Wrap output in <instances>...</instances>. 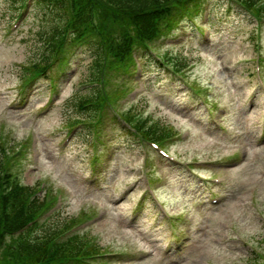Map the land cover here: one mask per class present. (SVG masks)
Wrapping results in <instances>:
<instances>
[{
  "label": "rangeland",
  "instance_id": "obj_1",
  "mask_svg": "<svg viewBox=\"0 0 264 264\" xmlns=\"http://www.w3.org/2000/svg\"><path fill=\"white\" fill-rule=\"evenodd\" d=\"M20 2L0 0V148L2 145L17 148L33 136L39 150L35 151L34 166L25 165V159L20 168L14 165V170L24 185L37 188L45 181L46 190L52 188L64 193L63 208L50 219L49 225H68L82 213L94 215L88 230L100 246L109 252H128L138 257L124 264H261L264 256V139L261 140L264 88L258 85L254 71L260 57L258 51L264 55V32H260L258 39L252 34L250 24L233 12L227 15L225 1L216 0L211 13L206 11L204 16L205 25H209V40L190 37L185 43L178 42L176 47H169L171 41H168L160 50L161 55L174 57L181 66L191 67L187 80L203 92L208 90L213 108H226L228 134L212 127L216 118L210 123L198 106L192 109L185 104L190 96L185 88L169 80L165 82L156 73L151 74L150 80L151 83L159 80L156 88L137 95L138 111L150 114L153 122L171 125L179 133L184 131L182 140L168 146L173 156L182 161H196L198 170L205 176H227L219 190L209 189L177 168L165 169L153 162L155 153H152L154 172L150 179L155 180L152 184L155 193L162 198L169 213L180 216L172 228L180 235L187 232L194 241L177 257L170 249L166 255L161 254L170 244L173 232L155 211L148 208L135 222L129 221L145 187L144 174L140 173L144 157L138 148L121 141L102 190L95 193L84 183L89 174V161L79 138L58 146L67 123L80 118L81 112L75 108L78 94L74 91L91 70L88 57L76 68L71 80L62 83L64 92L54 103L44 106L46 97L40 93L33 95L22 110L14 108L20 103L16 94L29 71L26 66L39 60L38 55L46 46L44 36L47 39L49 27L55 25L54 17L50 18L42 25L45 32L38 38L36 31L44 14L36 13V7L16 26ZM262 70L264 73V65ZM110 81L111 84L105 85L106 92L116 87L118 79L111 77ZM165 91H168L166 95ZM240 146H246L248 151L241 163L234 167L221 164L243 152ZM9 154L6 148L0 150V161L4 157L3 161L8 160ZM146 161L150 163L149 159ZM157 175L161 177L158 179ZM217 191L227 199L207 212L206 199ZM37 193L42 196L46 191ZM181 219H186L184 224ZM171 259L175 262L170 263Z\"/></svg>",
  "mask_w": 264,
  "mask_h": 264
},
{
  "label": "trees",
  "instance_id": "obj_2",
  "mask_svg": "<svg viewBox=\"0 0 264 264\" xmlns=\"http://www.w3.org/2000/svg\"><path fill=\"white\" fill-rule=\"evenodd\" d=\"M241 1L248 9L264 16V2L256 6L257 0ZM201 2L202 0H39L35 12H43L44 15L41 16L42 23H39L40 27L36 31L38 38L45 32L42 25H46L50 18L54 17L55 25L49 27L47 39L44 36L43 45L46 46L44 53L40 54L42 58L32 62L29 67L26 66V70H41L47 68L49 63L58 67L62 63L58 44L65 22L71 21L69 23L74 30L73 36L86 32L85 28L90 27L95 36L86 42L85 51L89 53L88 65H91L88 68L91 70L83 79L90 85L77 93L75 108L81 112L80 118L87 121L94 119L105 100L111 99L120 91L115 88L111 93H103L98 80L102 78L103 67L108 65L119 69L121 61L130 59L126 55L129 54L128 47L131 43L138 42V45H142L146 39L155 36L160 25H165L167 30H170L171 26L174 28L191 12L196 11ZM236 13L248 22H253L247 12L236 9ZM150 62L153 63L152 60ZM56 76V72L51 70L44 74L42 80L51 86L56 82ZM80 118L71 119L67 126L74 125ZM139 128L153 140L174 133L167 125L160 122L148 123L146 119L139 121ZM78 138L81 144L87 142L86 135L78 134ZM30 190L32 187L22 185L18 178L15 179L11 175L7 162L5 164L3 160L0 161V242L4 234L21 227L45 207L44 200L40 202L33 198L27 202L32 193ZM70 221L72 223L75 218ZM49 226L45 229L39 227L5 242L0 248V264H92L82 263L77 259L81 255H93L102 251L96 243L88 246V240L91 238L89 232L84 235H72L64 242L49 246L51 239L66 227L67 223Z\"/></svg>",
  "mask_w": 264,
  "mask_h": 264
}]
</instances>
